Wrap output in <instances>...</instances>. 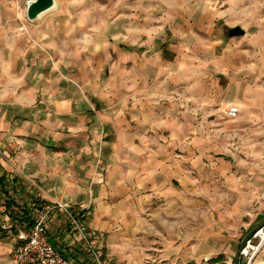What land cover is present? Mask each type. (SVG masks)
Returning <instances> with one entry per match:
<instances>
[{
  "label": "crops",
  "instance_id": "1",
  "mask_svg": "<svg viewBox=\"0 0 264 264\" xmlns=\"http://www.w3.org/2000/svg\"><path fill=\"white\" fill-rule=\"evenodd\" d=\"M216 26L202 40L189 27L168 37L110 23L109 33L124 28L123 48L68 25L29 29L28 45L19 34L12 67H0V226H21L5 203L36 211L38 191L87 210L105 264L237 252L238 231L264 215V45L246 69ZM229 104L239 107L231 122L220 112ZM62 218L47 227L59 252L96 264ZM14 250L0 235V264H14Z\"/></svg>",
  "mask_w": 264,
  "mask_h": 264
},
{
  "label": "rangeland",
  "instance_id": "2",
  "mask_svg": "<svg viewBox=\"0 0 264 264\" xmlns=\"http://www.w3.org/2000/svg\"><path fill=\"white\" fill-rule=\"evenodd\" d=\"M28 1L0 0V55L2 56L0 58V67L2 68L12 67L13 60L11 59V53L14 49L13 40L19 38V34L20 38H24L26 41H22L21 44L28 45L29 29L44 30L52 27H64V25H68V27L74 30L82 29L78 33V36H82L81 38L85 36L86 39L96 41L97 38L99 39L101 35H104L106 36V40H110L111 43H116L123 48L124 36L126 34L124 28L117 29L116 31L113 30L115 32L114 34H112L113 32L109 33L110 23L117 22L120 27H124L125 25L140 26L144 24L149 29L164 30L168 37L177 29L189 27L194 29L193 32L197 39L201 38L203 40L207 38L202 35L208 37L215 36L216 25L222 22L225 25V36L231 44L229 46L230 53L237 51L240 54L242 53L244 55L243 59L246 64V69L249 66L252 67L254 63L258 64L256 55L259 54L262 44L264 45V0H55L54 9L42 15L33 23L29 22L25 16ZM206 11L213 13L212 18L204 16ZM235 27L241 28L244 31V35L229 37V31ZM232 41H236V44L232 43ZM246 75L251 77L252 72L246 70ZM6 86L7 84L4 87L5 93L13 92L12 86ZM232 105L229 104L228 107ZM182 111L185 110L182 109ZM223 111H220L222 117ZM201 118V116H197V120L201 121ZM211 118L213 121L216 120V116ZM180 119L181 122H184L188 120V117L181 115ZM227 121L231 122V120ZM260 150L264 154V148ZM181 154H184L183 149ZM30 189L33 190L34 188ZM34 192L37 193L38 199L41 200L37 202L39 205L38 209L31 212L32 216L37 214L41 206L45 203L51 202L50 200V202L43 201L45 199L43 198L44 196H40L41 194L38 191ZM82 212L88 216L86 209ZM74 214L76 219L85 226L88 239L92 242L93 249L101 256L99 257L100 262L105 264L104 254L94 243L95 240L87 228L86 220L81 221L78 213L75 212ZM58 215L63 216L62 221L65 224V228L67 227V231H70L68 228L73 230L67 217L63 213H59ZM73 231L76 233L75 230ZM246 231L247 228L242 227L238 231V239L241 240V237ZM75 239L78 244L77 246L82 250H77V252L79 254L88 253L94 258L91 249L79 234L76 233ZM240 242L238 241L237 244L238 251ZM258 243V238L253 240V244L257 245ZM53 244L55 246L56 243L53 242ZM59 246H55L56 250L58 249L57 251H60ZM72 252L77 254L76 251L69 253L72 254ZM237 252L235 251L226 257L196 259L188 263L181 260H157L155 263L151 262V264H234ZM239 264H241V261H239ZM252 264H264V242Z\"/></svg>",
  "mask_w": 264,
  "mask_h": 264
},
{
  "label": "built area",
  "instance_id": "3",
  "mask_svg": "<svg viewBox=\"0 0 264 264\" xmlns=\"http://www.w3.org/2000/svg\"><path fill=\"white\" fill-rule=\"evenodd\" d=\"M238 114L239 108L235 105L229 106L223 111V117L226 120H233ZM83 210V207L78 208V211ZM59 213H63L67 217L73 230L81 236L91 249L96 264H102L99 259L101 256L93 249L86 228L76 219L74 210L68 204L58 201H51L41 206L26 228L16 223H7L0 226L5 234L15 242L14 264H71L68 258L56 250L47 234V227L52 216ZM263 232L264 227L260 228L240 251L241 264H252L263 245ZM256 238L259 239L257 245L253 244V240Z\"/></svg>",
  "mask_w": 264,
  "mask_h": 264
},
{
  "label": "water",
  "instance_id": "4",
  "mask_svg": "<svg viewBox=\"0 0 264 264\" xmlns=\"http://www.w3.org/2000/svg\"><path fill=\"white\" fill-rule=\"evenodd\" d=\"M55 7V0H29L26 5V19L33 23L36 22L42 15L51 11ZM244 31L235 27L229 31L230 36H241ZM264 227V215L260 217L242 236L239 251L237 252L234 264H239L240 261V251L246 246L247 242L253 237V235L260 229Z\"/></svg>",
  "mask_w": 264,
  "mask_h": 264
},
{
  "label": "trees",
  "instance_id": "5",
  "mask_svg": "<svg viewBox=\"0 0 264 264\" xmlns=\"http://www.w3.org/2000/svg\"><path fill=\"white\" fill-rule=\"evenodd\" d=\"M38 204L34 203V209H38ZM16 206H14L13 203H9L6 202L5 203V210L6 212H8L10 214V217L13 220H17L20 222V225H23V222L27 221L30 215V212L32 211V209H27V208H23L22 210L20 208H18V210L15 209ZM76 213H78V216L80 218L81 221H85L87 222L88 216L85 215V211H78V209H73ZM22 212V213H21ZM0 235H6L5 232L1 229L0 227Z\"/></svg>",
  "mask_w": 264,
  "mask_h": 264
},
{
  "label": "bare ground",
  "instance_id": "6",
  "mask_svg": "<svg viewBox=\"0 0 264 264\" xmlns=\"http://www.w3.org/2000/svg\"><path fill=\"white\" fill-rule=\"evenodd\" d=\"M262 237L264 238V232L262 233Z\"/></svg>",
  "mask_w": 264,
  "mask_h": 264
}]
</instances>
